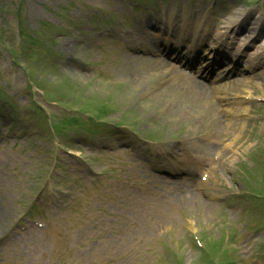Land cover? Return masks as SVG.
<instances>
[{"label":"rangeland","instance_id":"obj_1","mask_svg":"<svg viewBox=\"0 0 264 264\" xmlns=\"http://www.w3.org/2000/svg\"><path fill=\"white\" fill-rule=\"evenodd\" d=\"M128 1L0 0V38L3 41L4 37L10 38V45L14 48L11 50L12 57L0 46V115L5 114L2 104L10 109L14 99L20 111L16 119L22 127L27 130H32V127L41 129L36 118L45 117L48 132L52 135L50 137L42 128L41 136L34 139V151L30 150L29 154L23 152L28 148L20 142L14 144V140L9 138L3 140L5 143L1 142L0 237L10 230L22 214L20 206L30 204L31 195L43 186L45 178L49 177V189L57 183L62 185L60 179L56 180L53 174L49 176V171L47 173L44 167L54 165L55 156L63 167L75 163L95 173H102L112 163L120 161L119 152L110 156L84 150L107 140L102 127L93 133L99 126V116L105 120L102 123L118 126L115 128V145L123 143V140L138 143L129 153L134 156L133 163L140 160L138 152H142L146 155L145 160L148 163L155 161L157 169L164 174V168L172 175H176L181 167L185 172L179 173L176 179L178 185L170 184L171 180L166 174V177L160 175L152 183L150 178L137 177L136 180L130 174L128 181L132 183L113 188L114 193L113 189L109 190V195L94 201L87 213L83 192L82 197L76 196L77 199L65 209L63 219L48 216L52 227L39 230L31 225L0 243V264H80L84 259L88 260V256H100L104 264H197L201 254L192 241L191 232L201 240L205 237L217 238L227 229V224L235 223L233 217L240 215V210L231 208V204H227L226 208L221 205L216 195L227 193L228 189L226 191L224 188L230 185L234 190H239L237 169L248 157L257 159V148L264 137V119L260 118V114L264 113L263 104H236L242 101L233 99V94L242 97L254 94L264 96V59H261V68L250 70L246 83L229 91L231 96L225 98L220 91L208 97L203 96L202 89H195L191 83L186 84L180 76H177L179 81L173 79L172 70H158L162 61L153 63L148 59H130L123 53L114 54L111 46L104 39L101 41L98 35L93 36V48L85 47L81 32L84 29L92 30L96 22L91 18L100 16L103 9L122 10L121 13L126 16L124 7ZM248 1L251 6L244 9L239 0H218V6L224 3V10H220L215 5L216 0H204L205 13H201L204 17L208 13L212 17L214 14L229 13L227 19L234 17L237 10L249 11V21L259 19L264 24V0ZM219 23L226 27L224 21ZM164 24L159 23L157 29L149 33L164 37L162 30L167 27ZM125 25L132 30V35L127 37L131 44L141 45V48L149 46L153 53H158V48L150 43L148 34L145 36L143 33L147 26L140 30L127 24V21ZM20 28L35 31L34 39L39 44L37 47L32 44V47L36 50L29 48L26 40H21ZM244 33L235 36L233 42L232 39L225 40L223 47L229 52L239 49L245 38L240 36ZM263 44L264 33L260 40L243 47L244 69H251L247 67L248 60L260 58L257 55L264 51L261 50ZM48 47H52L51 54L48 52L49 57L46 56ZM35 54L39 64L36 63ZM92 64V70L86 69ZM33 92L40 97L43 93L54 104L43 105ZM179 94H186L187 97L182 100ZM238 107L245 112L251 111L252 116L249 121L243 122L242 130L233 132L215 127L216 118L230 124L229 121L235 119L231 115L233 108ZM89 116L91 119L86 118ZM128 132L135 134L137 139L131 138ZM222 132H226L229 139L226 145L233 147L237 143L240 151L237 148L231 152L226 149L223 156L209 147L210 140L218 141L220 136L221 141ZM77 133L90 138L89 146L76 144ZM149 133L157 142L150 144L152 148L166 153V157L154 154L151 158L146 154L145 143L139 142ZM52 138L64 150L69 149L67 153L72 155L56 153L58 148L54 146ZM184 140L185 147L182 143ZM46 148H49L48 152H45ZM209 164L217 165V168L212 171L208 186L199 187L197 174L208 168ZM246 177L250 184L249 194L255 198L253 206L259 208L264 200V169L260 175L250 173ZM180 183L190 185L191 190L181 193L183 187ZM142 186L145 187L138 201L117 195L121 193L118 190L121 187L136 189ZM187 193L189 198L184 196ZM142 201L155 202L156 205L148 211L142 208ZM33 206L36 208L34 217L47 219L41 206ZM85 235L91 241L85 242ZM242 247L248 250L244 245ZM248 253H252L251 250Z\"/></svg>","mask_w":264,"mask_h":264},{"label":"bare ground","instance_id":"obj_2","mask_svg":"<svg viewBox=\"0 0 264 264\" xmlns=\"http://www.w3.org/2000/svg\"><path fill=\"white\" fill-rule=\"evenodd\" d=\"M196 17H197V15H195V18H196ZM242 17H244L243 12H241V13H237L233 18H231V19L229 20V22H228V26H230V25L235 26V27H234V28H235V31H239V30H241V29H242V28H241V25L237 24V22H238ZM248 17H249V16H246V17H245L246 19H245V20L243 19V20L241 21V23L244 24ZM254 30H255V26L251 28V33H249L248 37H250V36L253 35ZM179 95H180V94H179ZM179 95H178V96H179ZM186 97H187L186 94H182V95H180V98H181L182 100H184ZM184 103L186 104L185 101H184ZM232 128L239 129V125L236 124V123H233V124H232Z\"/></svg>","mask_w":264,"mask_h":264}]
</instances>
